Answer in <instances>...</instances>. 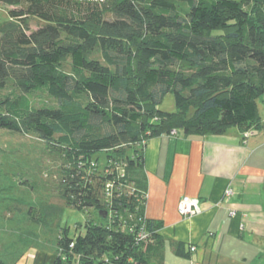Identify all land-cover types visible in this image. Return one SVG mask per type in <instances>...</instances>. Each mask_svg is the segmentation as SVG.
I'll return each mask as SVG.
<instances>
[{"label":"trees","instance_id":"trees-1","mask_svg":"<svg viewBox=\"0 0 264 264\" xmlns=\"http://www.w3.org/2000/svg\"><path fill=\"white\" fill-rule=\"evenodd\" d=\"M0 4V131L38 139L59 162L52 191L25 147L0 146V264L33 249L54 264H163V223L146 217V147L262 127L264 0ZM170 93L174 113L159 108ZM42 192L86 220L56 225Z\"/></svg>","mask_w":264,"mask_h":264},{"label":"crops","instance_id":"crops-1","mask_svg":"<svg viewBox=\"0 0 264 264\" xmlns=\"http://www.w3.org/2000/svg\"><path fill=\"white\" fill-rule=\"evenodd\" d=\"M259 109L256 131L231 128L221 136L179 134L148 143L146 217L163 223V264H264V102ZM184 197L196 205L195 216L179 214ZM175 242L191 249L190 258L176 255ZM55 260L54 253L33 249L17 264Z\"/></svg>","mask_w":264,"mask_h":264},{"label":"rangeland","instance_id":"rangeland-1","mask_svg":"<svg viewBox=\"0 0 264 264\" xmlns=\"http://www.w3.org/2000/svg\"><path fill=\"white\" fill-rule=\"evenodd\" d=\"M7 10L8 8L0 4V21H4L7 19ZM41 25L42 23L38 21H33L32 29L36 30ZM159 108L162 111L169 113L176 112L177 108L174 95L172 93L168 94L162 104L159 106ZM0 146L5 150H8L11 147H15V149L20 150L25 147L26 149H23V155L27 156L29 151L30 155L28 156L30 157V159L32 161L39 160L41 163V166L37 168L35 173H39V176H43L44 179L50 181V184H48L47 187L49 189L51 188L52 191L55 190L54 184L58 180L57 170L59 167V162L57 159L50 157L47 153H42L40 149L44 148V144L41 141L30 136L27 137L24 135H14L8 132L0 131ZM47 173L49 176L45 177ZM42 193V196H44L45 194V196L49 198L51 208L48 214L51 215V212H55L60 215V217L57 219L56 225H59L61 228L69 227V231L75 232L76 224L86 220V213H81L69 208H65L64 201L56 193L51 195L49 194V197L48 194H46L45 192ZM93 215H95L94 211ZM1 252L4 251H1L0 245V253Z\"/></svg>","mask_w":264,"mask_h":264},{"label":"built area","instance_id":"built-area-1","mask_svg":"<svg viewBox=\"0 0 264 264\" xmlns=\"http://www.w3.org/2000/svg\"><path fill=\"white\" fill-rule=\"evenodd\" d=\"M174 134H175V132H174ZM232 195H233V190L230 188L227 189L226 196L230 197ZM178 212L183 217H192L198 213V210H197L196 205L194 204V202L191 198L184 197L179 203ZM192 250H195V248H193Z\"/></svg>","mask_w":264,"mask_h":264}]
</instances>
